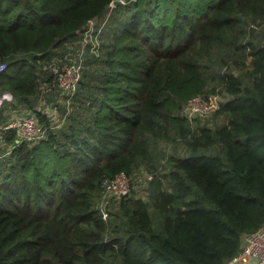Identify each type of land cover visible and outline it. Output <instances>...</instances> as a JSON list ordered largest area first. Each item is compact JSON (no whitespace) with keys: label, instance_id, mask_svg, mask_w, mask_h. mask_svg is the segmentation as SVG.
Here are the masks:
<instances>
[{"label":"trees","instance_id":"1","mask_svg":"<svg viewBox=\"0 0 264 264\" xmlns=\"http://www.w3.org/2000/svg\"><path fill=\"white\" fill-rule=\"evenodd\" d=\"M114 1L0 0V88L27 106L46 63L110 13L68 125L0 163V264H223L264 220V39L243 42L264 0ZM222 46L225 65L250 58L248 84L221 72L207 89ZM210 91L228 95L222 125L190 122L184 104ZM165 142L187 154L164 157ZM142 167L149 201L125 196L104 220L101 180Z\"/></svg>","mask_w":264,"mask_h":264},{"label":"built area","instance_id":"2","mask_svg":"<svg viewBox=\"0 0 264 264\" xmlns=\"http://www.w3.org/2000/svg\"><path fill=\"white\" fill-rule=\"evenodd\" d=\"M109 16L110 13L104 20L89 21L75 39L67 42L65 48L58 51L51 62L46 63L43 71H47L53 80H38L40 94L35 105L19 104L9 91L0 88V163L6 162L19 145L39 143L50 132H57L68 125L83 72L89 63L97 61L101 56V36ZM262 26L264 22L260 24ZM6 68L5 63H0V77ZM50 92L54 93L55 101H49L51 98L48 100ZM223 101V96L217 93L194 95L184 104L183 113L192 123L204 120L215 113ZM38 113L46 119L41 121ZM154 177V173L142 171L133 175L120 172L112 177H104L99 185L96 202V208L103 219L109 217L112 204H117L130 193L146 190ZM223 264H264V220L258 230L242 236L239 251Z\"/></svg>","mask_w":264,"mask_h":264},{"label":"rangeland","instance_id":"3","mask_svg":"<svg viewBox=\"0 0 264 264\" xmlns=\"http://www.w3.org/2000/svg\"><path fill=\"white\" fill-rule=\"evenodd\" d=\"M116 1H119L120 2L119 4H124V2H126L125 0H116ZM114 6L115 5L112 3L111 7H114ZM122 20L125 21L126 19L124 18ZM261 22H264V19H257L256 23L261 24ZM246 24L248 26V31H247L248 35H247V37L245 36L246 39H245V37L243 38V42L244 43L248 42V41H252L253 43L261 42V40L264 39V27L263 26L260 27V24H255V23H253V21H251L249 19L246 20ZM106 25H109V23ZM250 25H253L254 28H251ZM246 27H245V30H246ZM105 38L106 37H104V39L102 41H104L106 39L107 40L110 39V37H107L106 39ZM64 48H65V46H64ZM223 48L224 47L222 46V48H220V50H217V51L214 49V52L212 53V60L213 61L212 60H210L211 62L209 61V63H210L209 68L204 73L206 76V79H207V89H209V90L214 89L213 91H215L216 89H220V90L223 89L221 87L222 80L219 78V75L221 74V72H223V73H225V72L234 73L237 76H242L245 84L249 83V79L246 77V75H247L246 72L249 70L250 58H246L244 60V62H241L242 59H239L240 63H238L237 65L231 61L228 65H225V64H223V62H226L228 55L225 51H223ZM242 58H244V56ZM94 65L97 66V62L94 63ZM96 66H94L95 69H96ZM210 93H217L220 96H223L224 101L228 97V95H226V93H223V92H217V91L212 92V91H210ZM49 94H51V96H52L51 100L55 101L54 93L50 92ZM80 109H81L80 111H83L82 106ZM213 115L214 114L210 115L208 118H206L202 121H209V123H210L209 126H211V127H215L216 125H222V123L224 121L222 115H218V116H213ZM159 153L160 154L163 153L164 157L166 155H180V156H182V155H186L187 151L181 142H174V143H168V142L166 143L165 142V144H162L160 146ZM142 172H147V169L142 167ZM130 195H131V193L128 196H130ZM133 195H135L134 197L137 199H143L146 202L149 201L148 200V193L146 190H139L136 193H133ZM115 206H116V203L112 204L111 208L114 209Z\"/></svg>","mask_w":264,"mask_h":264},{"label":"water","instance_id":"4","mask_svg":"<svg viewBox=\"0 0 264 264\" xmlns=\"http://www.w3.org/2000/svg\"><path fill=\"white\" fill-rule=\"evenodd\" d=\"M119 3H120L119 1H114V2H113L114 5H117V4H119Z\"/></svg>","mask_w":264,"mask_h":264}]
</instances>
